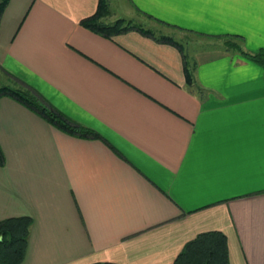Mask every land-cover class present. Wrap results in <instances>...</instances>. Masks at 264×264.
I'll list each match as a JSON object with an SVG mask.
<instances>
[{
    "label": "crops",
    "instance_id": "0c3cea01",
    "mask_svg": "<svg viewBox=\"0 0 264 264\" xmlns=\"http://www.w3.org/2000/svg\"><path fill=\"white\" fill-rule=\"evenodd\" d=\"M107 1L106 21L182 50L84 26L98 0L0 14V72L100 135L0 95V219H32L21 264H172L207 230L226 235L229 264H264V68L227 44L264 48V0Z\"/></svg>",
    "mask_w": 264,
    "mask_h": 264
},
{
    "label": "trees",
    "instance_id": "16d2710c",
    "mask_svg": "<svg viewBox=\"0 0 264 264\" xmlns=\"http://www.w3.org/2000/svg\"><path fill=\"white\" fill-rule=\"evenodd\" d=\"M8 0H0V14ZM110 14L107 0H98L96 10L83 18L81 24L104 35H113L132 28L153 36L158 41L171 42L182 50L180 44L167 34H155L152 29L143 28L140 24L124 17H117L106 21ZM227 44L240 49L241 52L264 68V48L253 52L242 50L240 46L227 39ZM186 62V60H185ZM8 82L0 85V95L6 94L35 111L55 127L71 134L99 137L93 129L79 124L65 114L55 109L38 94L30 85L4 72ZM185 77L188 83L192 82V74L185 64ZM4 163V155L0 147V165ZM32 219L28 215L9 216L0 219V264H21L24 259L29 227ZM90 264H119L112 261H95ZM172 264H229L226 235L220 230L199 232L188 240L179 251Z\"/></svg>",
    "mask_w": 264,
    "mask_h": 264
},
{
    "label": "rangeland",
    "instance_id": "374dc122",
    "mask_svg": "<svg viewBox=\"0 0 264 264\" xmlns=\"http://www.w3.org/2000/svg\"><path fill=\"white\" fill-rule=\"evenodd\" d=\"M188 42H189V40H183V45L185 46V49L186 50H188ZM191 44V42H189V45ZM8 82V79H7V77H5V75L2 73V72H0V85H2V84H5V83H7Z\"/></svg>",
    "mask_w": 264,
    "mask_h": 264
}]
</instances>
